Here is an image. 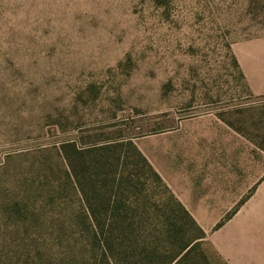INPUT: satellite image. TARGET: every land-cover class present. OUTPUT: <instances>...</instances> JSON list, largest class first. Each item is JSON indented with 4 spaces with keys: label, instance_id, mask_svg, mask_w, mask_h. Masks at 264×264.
I'll return each mask as SVG.
<instances>
[{
    "label": "rangeland",
    "instance_id": "374dc122",
    "mask_svg": "<svg viewBox=\"0 0 264 264\" xmlns=\"http://www.w3.org/2000/svg\"><path fill=\"white\" fill-rule=\"evenodd\" d=\"M262 36L264 0H0V264H93L64 145L116 140L207 216L202 249L225 264L215 227L239 205L234 170L264 151V99L235 52Z\"/></svg>",
    "mask_w": 264,
    "mask_h": 264
},
{
    "label": "trees",
    "instance_id": "16d2710c",
    "mask_svg": "<svg viewBox=\"0 0 264 264\" xmlns=\"http://www.w3.org/2000/svg\"><path fill=\"white\" fill-rule=\"evenodd\" d=\"M122 147L134 150L148 179L141 182L136 169L128 170L116 152ZM64 148L70 150L69 178L90 195L91 234L81 242L93 264H213L202 249L205 233L132 141ZM158 186L167 195L160 204L151 194Z\"/></svg>",
    "mask_w": 264,
    "mask_h": 264
},
{
    "label": "crops",
    "instance_id": "0c3cea01",
    "mask_svg": "<svg viewBox=\"0 0 264 264\" xmlns=\"http://www.w3.org/2000/svg\"><path fill=\"white\" fill-rule=\"evenodd\" d=\"M235 58L250 95L264 99V36L240 44ZM254 154L263 160L234 170L239 189L229 210L238 207L215 227L216 250L225 264H264V151L256 148ZM179 201L190 212L189 202ZM201 229L205 235L209 233Z\"/></svg>",
    "mask_w": 264,
    "mask_h": 264
}]
</instances>
